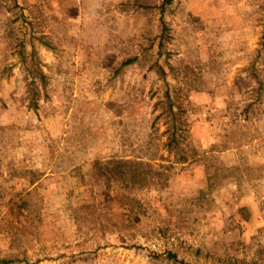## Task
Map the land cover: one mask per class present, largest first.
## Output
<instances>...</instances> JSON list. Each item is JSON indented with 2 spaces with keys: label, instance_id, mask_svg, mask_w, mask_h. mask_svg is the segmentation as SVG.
Segmentation results:
<instances>
[{
  "label": "rangeland",
  "instance_id": "obj_1",
  "mask_svg": "<svg viewBox=\"0 0 264 264\" xmlns=\"http://www.w3.org/2000/svg\"><path fill=\"white\" fill-rule=\"evenodd\" d=\"M5 260L264 264V0H0Z\"/></svg>",
  "mask_w": 264,
  "mask_h": 264
},
{
  "label": "trees",
  "instance_id": "obj_2",
  "mask_svg": "<svg viewBox=\"0 0 264 264\" xmlns=\"http://www.w3.org/2000/svg\"><path fill=\"white\" fill-rule=\"evenodd\" d=\"M131 63H132V61H128L125 63V65L131 64ZM170 114L172 116V125L169 129V138H168V142L166 145L167 152L169 154H174L177 156V162H176L177 164L184 165V164L189 162V158L185 152V147H184V142L187 139V132H186L187 130L185 131V129H179L178 127L175 126L176 121L179 119V117H178V113L176 111H174L173 106L170 109ZM207 154L208 153H205L204 155L200 156V155H198V153H196V157L199 156L198 159H200V157H202L205 160H207V159L211 158L210 155H207ZM158 169L167 173L168 177H169V174L171 173L172 167L171 166L167 167V166L162 165ZM158 169H157V171H158ZM100 170L102 172H104L105 174H107L106 171H108V168L107 167L105 168L104 165L102 164ZM209 176H211V175H209ZM170 256H171V258H176V255H170ZM2 262H3V264H11L13 261L12 260L0 261V264H2Z\"/></svg>",
  "mask_w": 264,
  "mask_h": 264
}]
</instances>
